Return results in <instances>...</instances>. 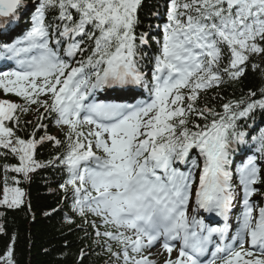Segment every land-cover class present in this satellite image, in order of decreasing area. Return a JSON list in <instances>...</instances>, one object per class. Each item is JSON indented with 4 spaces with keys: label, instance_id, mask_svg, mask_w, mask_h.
<instances>
[{
    "label": "snow or ice",
    "instance_id": "6c2138e0",
    "mask_svg": "<svg viewBox=\"0 0 264 264\" xmlns=\"http://www.w3.org/2000/svg\"><path fill=\"white\" fill-rule=\"evenodd\" d=\"M141 5L35 0L23 36L0 41V60L16 63L0 71V89L23 100H0V158L18 159L3 165L0 204L23 203L8 171L28 181L38 168L63 166L68 178L60 187L110 264H157L150 256L161 240L164 264H264V206L253 200H264V129L250 133L240 123L264 112V87L222 103V112L206 100L209 90L239 81L249 68L264 74V0H169L151 55L150 33L138 31ZM27 9L25 0H0V26L11 29ZM116 86L145 88L149 100L95 101L96 92ZM29 112L39 113L34 125L23 119ZM48 118L67 126L63 140L47 134ZM29 126L27 136L18 134ZM46 141L64 151L39 162L36 149ZM244 149L254 154L234 166V154ZM238 200L243 208L229 236ZM190 204L193 213L222 218L223 226L190 215ZM0 264H16L13 247Z\"/></svg>",
    "mask_w": 264,
    "mask_h": 264
},
{
    "label": "trees",
    "instance_id": "16d2710c",
    "mask_svg": "<svg viewBox=\"0 0 264 264\" xmlns=\"http://www.w3.org/2000/svg\"><path fill=\"white\" fill-rule=\"evenodd\" d=\"M169 0H142V5L138 9L141 25L138 31H148L151 35V55L156 51L155 40L162 39L158 29L166 22V3ZM35 0H25L28 9L22 14L23 18L12 28L17 29V38L22 37L30 26L31 5ZM151 26V27H149ZM5 31L2 32V36ZM0 41H4L2 37ZM145 51H149L147 48ZM256 63L260 59L256 58ZM143 70H151L152 65L147 59L142 61ZM264 68V64L261 65ZM264 87V74L261 71H253L249 68L246 75L239 81L225 83L219 90H209L206 100L210 101L217 111L222 112V103L229 100L235 101L241 97H246L249 90L258 91ZM217 91L220 97L216 96ZM5 99H11L16 103H23V100L8 93ZM222 97V99H221ZM33 108L35 105L32 106ZM43 112V109L40 110ZM39 113L29 112L23 119L31 120L34 125ZM197 123H201L199 117L194 118ZM47 125V134L55 136L57 139H64V132L59 130L52 118L42 121ZM242 130L256 133L264 129V112L257 110L246 122L241 121ZM32 127L27 128L26 133H18L22 136L32 132ZM45 130L37 133L43 135ZM3 151V149H0ZM64 151L58 148L53 142H45L38 145L35 159L39 162L47 163ZM254 154L253 150H241L234 154L233 164L239 165L247 156ZM202 164V157L198 158ZM17 165L18 159L8 156L0 158V189L4 187L3 165ZM187 166H182L181 170ZM8 184L10 187H19L24 196L23 203L19 207L9 208L0 204V255H3L9 246L13 247L16 264H110L109 257L103 249L96 243L95 230L88 227L81 217L73 210L71 195L66 194L60 187L68 178L63 166H48L36 169L30 173L31 179L24 181L21 174L8 171ZM16 176L19 184H13L12 177ZM264 191V189H262ZM90 219H96L90 217ZM104 230L103 227L100 229ZM14 240V243H13ZM116 249V248H114ZM81 253H84L81 258Z\"/></svg>",
    "mask_w": 264,
    "mask_h": 264
},
{
    "label": "rangeland",
    "instance_id": "374dc122",
    "mask_svg": "<svg viewBox=\"0 0 264 264\" xmlns=\"http://www.w3.org/2000/svg\"><path fill=\"white\" fill-rule=\"evenodd\" d=\"M1 99V95H0ZM3 194V192H2ZM191 205V204H190ZM198 217V216H197ZM151 259H154L157 264H164V260L167 258L168 253H166L161 246L155 245V247L151 250ZM147 255V253H145ZM172 257L175 258V256L178 255V252L176 250H173ZM218 262V261H217Z\"/></svg>",
    "mask_w": 264,
    "mask_h": 264
}]
</instances>
